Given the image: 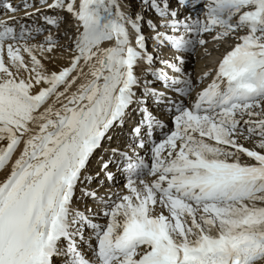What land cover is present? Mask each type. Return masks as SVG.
<instances>
[{"label":"snow or ice","instance_id":"obj_1","mask_svg":"<svg viewBox=\"0 0 264 264\" xmlns=\"http://www.w3.org/2000/svg\"><path fill=\"white\" fill-rule=\"evenodd\" d=\"M5 169L0 264H264V0H0Z\"/></svg>","mask_w":264,"mask_h":264},{"label":"bare ground","instance_id":"obj_2","mask_svg":"<svg viewBox=\"0 0 264 264\" xmlns=\"http://www.w3.org/2000/svg\"><path fill=\"white\" fill-rule=\"evenodd\" d=\"M211 43H213V42H211L210 40H209V43L206 45L207 47L211 44ZM207 47H205V48H203L202 50L199 48H197V53H199V57H201L202 56V54H203V56L200 58L201 59V61L200 62H197L195 65L196 66H194L193 67V69L192 70H194L195 71V73L197 74V75H199L201 72H202V66L204 65V63L207 61V58L206 57H204L206 54H207V52L209 53V54H211L212 53V51L209 49V48H207ZM205 49H206V51H205ZM58 54V53H57ZM59 55V54H58ZM214 56V54H211L210 55V57H209V59H212V57ZM66 60H67V55H65V57H64V60H61V61H58L59 63H65L66 62ZM189 61H191V56L190 57H188V59H186V64H185V71H187V70H190L189 69V67H188V64L187 63H189ZM193 77V76H192ZM123 133V132H122ZM110 146H112V142L110 141V144H109ZM248 145H250V144H248ZM250 146H252V145H250ZM19 151V149H17V152ZM5 171H7V169H5V170H0V178H3V176H4V173H5Z\"/></svg>","mask_w":264,"mask_h":264},{"label":"rangeland","instance_id":"obj_3","mask_svg":"<svg viewBox=\"0 0 264 264\" xmlns=\"http://www.w3.org/2000/svg\"><path fill=\"white\" fill-rule=\"evenodd\" d=\"M124 4H126L125 2H124ZM211 42H213V41H211ZM205 47H207V46H205ZM204 47V48H205ZM202 50V49H201ZM59 54V53H58ZM57 54V55H58ZM198 54V57L196 58L195 57V59L193 60V57L191 56V61H189V63H187L188 64V67H189V69L192 67V64L194 65V66H196L197 64V62H200L201 61V57L203 56V54H202V56L201 57H199L200 55H199V53H197ZM190 57V56H189ZM204 57H206V56H204ZM201 58V59H200ZM186 59H188V57L186 58ZM196 64V65H195ZM249 144V143H248ZM251 145V144H250Z\"/></svg>","mask_w":264,"mask_h":264}]
</instances>
